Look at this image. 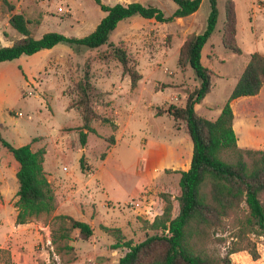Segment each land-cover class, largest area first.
<instances>
[{
    "label": "rangeland",
    "instance_id": "rangeland-1",
    "mask_svg": "<svg viewBox=\"0 0 264 264\" xmlns=\"http://www.w3.org/2000/svg\"><path fill=\"white\" fill-rule=\"evenodd\" d=\"M136 1L157 6L164 16L176 7L172 0ZM224 2L215 0L216 20L200 49V60L212 73L210 90L194 104L199 114L220 109L250 52L264 55V0H233L239 53L221 43ZM209 9L210 0H200L193 12L164 21L133 14L119 19L97 47L76 48L58 42L0 61V137L12 145L43 146L46 167L67 186L58 188L55 206L65 187L73 191L68 186L75 183L74 193L85 203L81 210L85 209L83 216L92 228L86 239L78 238L76 229L70 231L71 253L57 251L51 241L55 207L47 216L17 223L18 163L0 141V190H4L0 191V264H117L126 247L111 244L117 237L136 242L154 231L149 222L162 211L161 192L169 195L170 217L177 213L179 171L189 164L191 140L180 121L165 112L168 119L154 117L152 112L156 106L182 105L186 93L197 85L192 68L178 65L177 54L187 33L203 29ZM12 11L24 14L35 37L47 30L83 35L104 14L93 0H0V45L20 35L7 22ZM114 46L125 51L129 65L140 73L136 91L110 54ZM84 69L88 70L92 106L118 123L113 128L92 120L94 131H87L80 144V116L66 105L76 98L73 84L82 78ZM232 106L237 146L264 149V87L236 98ZM110 134L113 142L108 140ZM92 170L94 176L82 186L84 173ZM225 222L220 230L212 231L224 240L208 242V254H223L235 240L234 226L229 218ZM245 236L254 242L258 256L252 259L246 249H239L229 254L231 263L264 264V233L247 232Z\"/></svg>",
    "mask_w": 264,
    "mask_h": 264
},
{
    "label": "trees",
    "instance_id": "trees-1",
    "mask_svg": "<svg viewBox=\"0 0 264 264\" xmlns=\"http://www.w3.org/2000/svg\"><path fill=\"white\" fill-rule=\"evenodd\" d=\"M104 11L94 27L87 33L76 36L55 30H47L35 37L28 27L29 20L20 11L8 14L7 22L20 35L9 44L0 45V61L12 59L25 53L30 54L41 48H48L58 42L70 47L94 48L104 43L117 21L133 14L159 21L184 16L193 12L200 0H172L176 7L170 15L155 5L139 1H116L107 4L93 0ZM9 9L12 5H8ZM215 0H210V9L203 29L187 33L177 54L180 66H190L198 83L186 93L182 105L168 104L166 108L156 106L155 114L167 113L180 121L191 140L189 164L179 171V194L176 196L178 211L170 217L171 202L166 192L160 196L164 201L162 211L149 222L154 231L139 241L117 237L111 247L125 246L117 264H232L229 254L246 249L251 258L258 256L255 244L245 235L253 232L264 233V149L241 148L231 120L232 102L241 96L253 95L264 87V55L252 51L243 69L235 80L228 96L221 105L218 115L208 119L199 114L194 104L199 102L211 87V69L200 60V49L207 40L216 20ZM236 18L233 0L224 2V19L221 43L235 53L240 47L235 38ZM129 76L134 87L140 73L129 65L125 51L114 46L110 52ZM74 101H67V108L73 107L80 116L78 140L84 144L87 131H94L91 121L99 119L115 127L108 116L98 113L89 97L88 70L74 82ZM108 140L113 142L110 134ZM1 143L12 154L18 166L15 170L17 189L15 191V215L17 223L31 217L49 215L55 207V196L42 167L43 147L32 150L29 143L12 145L0 137ZM83 168V164L80 162ZM56 227L51 231V241L56 250H74L68 242L70 231L76 229L78 238L86 239L92 232L90 224L66 213L52 215ZM229 218L234 226L235 240L225 252L215 256L208 254L205 245L210 241H222L223 236H213L212 231L220 230ZM107 228L106 226H103ZM118 230V228H114ZM73 257V254H72ZM70 257V258H72Z\"/></svg>",
    "mask_w": 264,
    "mask_h": 264
},
{
    "label": "crops",
    "instance_id": "crops-1",
    "mask_svg": "<svg viewBox=\"0 0 264 264\" xmlns=\"http://www.w3.org/2000/svg\"><path fill=\"white\" fill-rule=\"evenodd\" d=\"M10 43V42H9ZM8 43V44H9ZM236 80V79H235ZM235 82V81H234ZM234 84V83H233ZM137 87L138 86H135V87H133L132 89L134 90V91H136V89H137ZM131 89V88H130ZM231 106H232V104H231ZM232 112H233V116H232V120H231V125H232V127H233V121H234V119H235V117H236V112H235V110L233 109V106H232ZM218 113H219V110L218 111H216V112H214V113H212V114H210V115H206V113H200L201 115H203V116H205L206 118H208V119H214L217 115H218ZM152 116H154V117H166V119H168L167 118V116H166V114H163V113H161V114H155V113H153L152 112ZM116 121V122H115ZM114 122H115V124H117L118 122H117V120H115ZM79 125V124H78ZM118 127V126H117ZM234 131V130H233ZM88 132H90V131H88ZM235 133V132H234ZM235 136H236V133H235ZM236 142H237V136H236ZM31 147V146H30ZM38 147H43V146H41V145H36L35 147H31V149L32 150H35V149H37ZM239 147H241V148H247V146L246 145H244V146H240L239 145ZM44 148V147H43ZM45 153H46V151H45V148H44V152H43V160H42V167H43V170H44V172H45V176H46V178H47V180L49 181V184H50V186H51V189H52V191H53V193H54V196H55V193L57 192V190H58V188L59 187H64V186H66V182L63 180V179H61V178H59V177H56V176H54V175H52L51 173H50V171H49V168H47L46 167V158H45ZM143 174V173H142ZM144 175V174H143ZM94 176V171L92 170L91 172H87V173H84V178L82 179V186H86V183H88V181H90V179L92 178ZM71 184V183H70ZM97 184V183H96ZM73 185V186H72ZM75 183H72L70 186H68V190H70V188H72V187H74V189H72L73 191H69V192H67L66 190H67V186L65 187V189L63 190V193H62V196L59 198V200H58V203H57V205L55 206V211H54V213H66V214H69V215H72L73 217H75V218H78V219H82V220H85V221H87V218H85L84 216H83V214H84V212H85V209L83 208V210H81V205L83 206V207H85V203H83L82 201H80V200H78V198L76 197V195H75V193L74 192H76L77 191V188H75ZM99 184H97V186H98ZM2 191H4L3 189H1ZM0 190V191H1ZM140 190V189H139ZM16 191V190H15ZM138 192V191H137ZM260 259V258H259ZM258 259V260H259ZM253 261V260H252ZM252 264H255L254 262H252Z\"/></svg>",
    "mask_w": 264,
    "mask_h": 264
},
{
    "label": "built area",
    "instance_id": "built-area-1",
    "mask_svg": "<svg viewBox=\"0 0 264 264\" xmlns=\"http://www.w3.org/2000/svg\"><path fill=\"white\" fill-rule=\"evenodd\" d=\"M57 9H59V10H60V9H61V7H60V6H57Z\"/></svg>",
    "mask_w": 264,
    "mask_h": 264
}]
</instances>
